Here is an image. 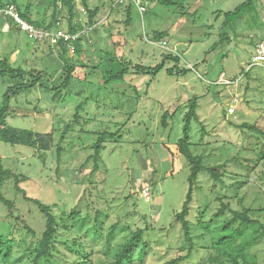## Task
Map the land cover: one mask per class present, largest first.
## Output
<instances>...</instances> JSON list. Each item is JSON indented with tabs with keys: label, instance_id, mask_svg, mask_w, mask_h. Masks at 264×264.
I'll use <instances>...</instances> for the list:
<instances>
[{
	"label": "rangeland",
	"instance_id": "rangeland-1",
	"mask_svg": "<svg viewBox=\"0 0 264 264\" xmlns=\"http://www.w3.org/2000/svg\"><path fill=\"white\" fill-rule=\"evenodd\" d=\"M17 1L21 9L30 6L31 18L49 20L50 0ZM141 1L143 12L132 0H88L89 9H99L95 25L89 26L88 8L84 10L76 0L84 29L82 54L70 47L65 57L58 46L34 39L10 16L0 15V56L6 57L10 66L34 74L0 77V108L8 104L5 118L9 125L52 134L50 149L41 152L0 140V157L5 167L19 175V186L26 195L51 205L56 216L76 208L82 216L92 218L93 212L100 210L104 232L115 226L113 250L136 228H143L150 246L144 264H164L184 253L180 250L184 235L175 214L188 190L190 168L178 152L177 140L183 134L188 104L195 98L189 149L201 157L204 166L227 161L223 186L206 172L198 175L186 217L200 252L181 264H208L202 261L206 255L201 252L209 238L199 236L205 229L198 220H210L219 205L216 197L227 196L224 201H231L237 209L264 206V161L255 171L244 161L252 158L251 165L256 163V156L264 152V137L237 126L256 123L264 129V67L251 64L254 45L264 39V0H251L245 6L247 0H182L181 7ZM128 4L130 20L125 24ZM239 6L242 9L235 11ZM60 22L66 28L65 19ZM162 31L166 45L154 37ZM172 49L176 54L169 51ZM167 53L179 62L164 59ZM66 60L75 64L72 78L67 87L55 88L63 80ZM135 65L145 70L135 74ZM158 65L163 68L153 73ZM119 68H125V75L109 79L110 69L116 73ZM167 68L180 72L168 75ZM38 72L41 75L33 87L9 93V100L5 99L8 87L30 83ZM78 103L84 107L75 123ZM165 111L170 115L166 127L161 121ZM67 123H72L73 129L64 132ZM97 131H117L120 137L117 141L106 139L98 169L94 171L89 160L80 170L93 152ZM57 145L62 149L59 162ZM235 181L236 186H231ZM2 192L13 201L14 214L22 221L7 218L8 209L0 202V233L10 231L21 238L26 224L40 234L44 229L40 210L14 190L11 179L5 181ZM250 215L264 222V212ZM30 239L25 237L26 242ZM95 247L94 264H108L101 245ZM19 251L11 264L30 259L27 254L21 257ZM250 252L258 264H264V237Z\"/></svg>",
	"mask_w": 264,
	"mask_h": 264
},
{
	"label": "trees",
	"instance_id": "trees-1",
	"mask_svg": "<svg viewBox=\"0 0 264 264\" xmlns=\"http://www.w3.org/2000/svg\"><path fill=\"white\" fill-rule=\"evenodd\" d=\"M58 1H60V7L58 6ZM161 3L163 5H174L176 7H181L182 0H151ZM51 14L49 20L43 16L42 18H31L29 5H25L24 9H21L20 4L17 0H10L9 3L2 4L0 0V8L12 6L19 17L26 22L35 25L40 29L47 31H57L61 30L65 34L74 35L73 39L64 40V38H57L53 43L54 46H58L60 54L65 57L69 48L72 47L73 51L78 55L82 54V46L80 41L82 40L83 25L78 19V12L76 10V0H50ZM80 3L88 8V0H80ZM251 0H247L242 5L250 4ZM141 5L145 7L141 1ZM242 9L241 6L238 7V11ZM63 10V12L61 11ZM131 4H128L125 8V24L130 20ZM183 11V7L182 10ZM99 12L97 7L93 9L88 8L86 23L89 26L95 25V16ZM65 14V15H61ZM3 13H0V15ZM65 19L66 28H63L61 20ZM166 36L165 32H155L154 37L157 41H161ZM45 42L49 41L48 38L43 39ZM49 47L52 45L48 42ZM171 58L179 62L178 57L167 53L164 59ZM66 66L63 80L55 88L67 87L71 78L72 72L75 64L68 63L66 60ZM125 65V64H124ZM159 66H161L159 68ZM163 65H158L154 67L153 73L158 69L161 70ZM125 68H119L116 73H113L110 69V78H119L125 75ZM145 70L144 67L135 65L133 66V72L138 74ZM158 70V71H159ZM186 69H182L181 72H185ZM173 71L172 68H167L166 73L168 75H173L174 73H179ZM31 74L21 67H12L8 64V59L6 57L0 56V77L9 74L12 78L14 77H24L26 74ZM41 72L35 74L34 79L30 83L21 82L18 86L8 87L6 93L4 94L5 99L9 100V93H16L17 91L33 87L36 83L35 80L39 78ZM16 90V91H15ZM56 94H53L55 97ZM83 103H78L75 107V112L73 119L75 123H78L80 119V113L83 111ZM197 103L195 98L189 102L188 110L184 114L185 124L182 128V136L177 140L178 152L187 160L189 163L190 173L188 175V190L185 195L181 210L175 214V221L180 223L183 235L184 244L180 246V250L184 253L178 255L177 257L165 262L164 264H181L190 257H192L197 251L200 252V245H195L194 238L190 230V224L187 220V215L189 213V204L193 199V189L196 187V179L201 172H206L209 176L221 186L224 185L225 181L223 177L225 176L224 167L227 161L216 166H204L201 161V157L194 155L189 149L190 137H189V126L192 118L196 116ZM8 109V104L3 105L0 108V140L12 145L20 144L29 146L31 148H36L38 151L49 150L52 144V134L51 132L40 133L28 129H20L9 125L6 121V111ZM170 115L168 112H164L161 117L162 125L167 126V119ZM75 124L74 122H72ZM67 123L63 127L64 132H68L73 129V124ZM239 127H246L249 130L258 133L260 136L264 137V129L258 126L256 123H242L237 124ZM122 127V126H121ZM96 140L92 144L93 152L86 157L84 162L79 166L81 168L85 167L90 160L93 165V170L98 169L99 162L101 161V150L103 149V144L106 139H114L117 141L119 139V132L110 131H100L95 133ZM61 148L57 145L56 155L58 162L60 161ZM42 160L44 159L43 152L39 155ZM245 166L249 169H255L264 161V152H259L256 156V163L251 165L252 158H244ZM11 179L13 182L14 190L19 192L23 199L27 202L35 205L44 217V229L40 234H37L34 230L29 228L26 224L22 226L25 230V234L21 235L19 238L16 234L11 233H0V264H11L13 261V255L16 251L24 255H28L30 259L26 262L20 264H94L93 255L95 252V246L101 245V252L105 256H108V264H144L147 252L150 248L149 243L144 239L143 228H136L120 246L113 250L111 242L113 241L116 233L113 230L114 225L109 226L104 232L103 220H100V210L93 212V217L91 215L82 216L79 210L72 208L67 213H62V216L58 217L52 212V206L49 204H44L37 198H32L26 195L24 189L19 186L20 177L12 169L7 168L3 165L2 159L0 157V202L6 206L8 209L6 217L11 218L14 221H22L21 217L14 214V203L12 200L6 198L2 192V187L5 181ZM238 183V182H237ZM231 186H236V181L232 183ZM237 197L235 194L234 197ZM227 196H217L218 208L212 213L210 220L203 223L198 220V225L203 226L205 229L203 233L199 236L205 235L208 237V241L203 249L206 257L202 260L203 255L199 256V263L202 261L208 262V264H258L256 258L250 252V248L264 237V222L257 218H252L251 212L260 213L264 212V206L257 209L247 208L242 206L241 209L231 205V201H224ZM238 202L242 204V200L239 198ZM107 217V214L104 215ZM94 220V222H93ZM93 222V223H92ZM92 223V224H91ZM203 223V224H202ZM90 224V225H89ZM29 235L30 240L26 242L25 237ZM210 235V237L208 236ZM199 249V250H198ZM113 250V251H112ZM202 251V250H201ZM21 255V254H19ZM23 259V258H22ZM203 264V263H202Z\"/></svg>",
	"mask_w": 264,
	"mask_h": 264
},
{
	"label": "built area",
	"instance_id": "built-area-1",
	"mask_svg": "<svg viewBox=\"0 0 264 264\" xmlns=\"http://www.w3.org/2000/svg\"><path fill=\"white\" fill-rule=\"evenodd\" d=\"M132 1L138 3L137 8L140 12L144 11V7L141 5V0H132ZM0 13L10 16L17 25H19L22 29L26 30L29 33V35L33 36L34 39L43 40L44 38H48L49 42L53 44L56 41V39L59 37L64 38V40L73 39L75 37L74 35L65 34L61 30L47 31L44 29H40L35 25L30 24L25 20H23L22 18H20L18 13L12 6L0 8ZM163 44L165 43L163 42ZM251 64L260 65L264 67V39H262L261 41L257 42L254 45ZM221 80H223V78H221ZM223 82L226 81L224 80ZM227 84H229V81L227 82Z\"/></svg>",
	"mask_w": 264,
	"mask_h": 264
},
{
	"label": "clouds",
	"instance_id": "clouds-1",
	"mask_svg": "<svg viewBox=\"0 0 264 264\" xmlns=\"http://www.w3.org/2000/svg\"><path fill=\"white\" fill-rule=\"evenodd\" d=\"M159 42H160V43H163V42H164V43H165L164 45H166V42H165V41H163V40H162V41H159ZM71 48H72V47H71ZM169 51H172L173 53H175V52H176V51L174 52V50H173V49H172V50H169ZM175 54H176V53H175Z\"/></svg>",
	"mask_w": 264,
	"mask_h": 264
}]
</instances>
